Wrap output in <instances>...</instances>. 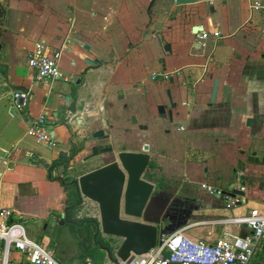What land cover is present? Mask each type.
<instances>
[{
	"label": "crops",
	"instance_id": "obj_1",
	"mask_svg": "<svg viewBox=\"0 0 264 264\" xmlns=\"http://www.w3.org/2000/svg\"><path fill=\"white\" fill-rule=\"evenodd\" d=\"M210 3L212 13L204 0L182 5L175 0H0V208L12 209V220L58 263L91 262L80 255L99 249L92 230L97 206L84 200L72 210L73 172L50 169L59 151L68 150L70 137L64 127H54L55 114L61 121L67 110L62 95L68 84L76 89L73 84L83 74L76 105L86 104L76 119H89L93 128L121 144L135 137L149 146L163 165L164 178L177 181L163 185L166 192L190 206L183 227L188 238L212 243L245 236L246 227L224 219L250 209L264 212V12L256 8L264 0ZM198 26L200 35H209L203 48L194 33ZM217 31L222 35L218 44L212 37ZM64 41L62 79L33 83L28 57L36 43L59 48ZM159 42L170 47L164 61L166 73L174 77L172 124L158 119L160 87L150 80L164 54ZM214 80L217 108L211 110L207 103ZM193 82V90L181 86ZM23 90L31 92L29 105L15 111L11 94ZM44 111L52 116V148L26 134ZM253 152L257 163L247 161ZM203 183L232 189L240 204L225 209L223 201L201 190ZM64 213L60 225L54 216ZM96 241L104 247L101 241L110 239L99 234ZM0 264L30 263L16 250L6 253L0 241ZM250 264H264V247Z\"/></svg>",
	"mask_w": 264,
	"mask_h": 264
},
{
	"label": "water",
	"instance_id": "obj_2",
	"mask_svg": "<svg viewBox=\"0 0 264 264\" xmlns=\"http://www.w3.org/2000/svg\"><path fill=\"white\" fill-rule=\"evenodd\" d=\"M196 1L198 0H175L178 5ZM204 1L208 3L207 7L212 12L213 5L210 2L217 0ZM200 30L202 27H195V35H200ZM159 43L164 46L162 50L164 53H170L168 44ZM88 62L90 66L93 63L100 64L98 61ZM84 80V74L79 75L73 84L76 89L72 90V84H68L67 92L62 95L67 110L61 121L58 119V116L61 115L55 114L58 123L54 127H64L68 131L70 136L66 142L68 150L59 151L56 159L52 160L50 169L56 167L64 172L72 171L74 179L70 180L69 185L75 189L78 206L82 205L84 200L97 206L98 218L92 222L93 241L106 253L107 258L103 260V263L108 261L112 264H120V262L130 264L136 257L152 251L160 243L161 236L185 227L188 221V213L182 209L183 204L176 205L175 199H171V195L166 192L165 187L158 183L156 164L152 163L155 158L148 153L149 147L147 145L143 147L142 153L121 151L117 153L116 161L113 163L86 173L76 171L78 166L94 161L110 150L94 143L104 135V131L98 129L92 133H87L89 126L87 125L88 128L85 125L82 126L83 121L80 117L76 119V115L84 114L85 110V101H81L79 106L76 105L81 96L80 87L84 84ZM217 87L218 80H214L210 104L216 100ZM72 96L74 97L70 101ZM164 109L163 106L157 108L158 119L160 121L167 120L168 123L172 124V112L167 111V115H165ZM131 121L135 122L134 118ZM250 123L249 120L248 124ZM105 125L108 126V123L105 122ZM77 139L82 141L80 149L76 143ZM84 153L87 154V157L79 162L78 156ZM36 161L45 168L49 167L48 164H44L38 158ZM247 161L249 163L258 162L254 152L250 154ZM65 167L67 168L64 169ZM146 173L147 176L144 177ZM173 211V214L176 215L171 216L170 212ZM184 212H186L185 215ZM54 217L62 225L65 213ZM174 218H178V220L175 221ZM99 234L116 241L109 247H102L96 241Z\"/></svg>",
	"mask_w": 264,
	"mask_h": 264
},
{
	"label": "built area",
	"instance_id": "obj_3",
	"mask_svg": "<svg viewBox=\"0 0 264 264\" xmlns=\"http://www.w3.org/2000/svg\"><path fill=\"white\" fill-rule=\"evenodd\" d=\"M264 12V6L256 7ZM214 42L222 40L220 32L212 34ZM209 35H199L198 41L205 47ZM65 41L59 48L36 43L28 57V67L32 72L33 83L52 84L62 79L59 62ZM177 74V73H175ZM154 78V76L152 77ZM15 103V111L27 108L31 99L29 90L15 91L11 94ZM52 116L47 111L37 116L27 128V136L49 148L55 146L53 128L50 126ZM201 190L211 198L223 201L225 209L233 208L240 204L241 198L235 195L232 189L222 190L214 185L203 183ZM236 190L244 192V187ZM13 210L0 208V241L6 253L10 249L16 250L28 259L30 264H60L53 253L31 240L24 227L12 220ZM221 222L222 221H218ZM224 222L233 223L248 229L245 236H223L212 243L204 240L193 241L185 235V228L160 237V243L148 254L136 257L130 264H250L252 257L260 247H264V212L257 209L243 216L224 219ZM84 264H92L87 261ZM120 264H125L120 262Z\"/></svg>",
	"mask_w": 264,
	"mask_h": 264
},
{
	"label": "flooded vegetation",
	"instance_id": "obj_4",
	"mask_svg": "<svg viewBox=\"0 0 264 264\" xmlns=\"http://www.w3.org/2000/svg\"><path fill=\"white\" fill-rule=\"evenodd\" d=\"M197 45H199L200 47H202V45L198 42ZM164 47V46H163ZM199 47V48H200ZM203 48V47H202ZM163 57L158 59L157 60V65L160 66V70L157 71L156 73H154L150 80L156 84L159 88V95H160V103H158L156 105V115L158 116L159 113L157 111V108L159 106H163V108L165 107V109L163 110V113L165 115H167V111H171L172 112V116L174 118V113L173 111L175 110L176 108V104L174 103L173 101V95H172V87L174 86V77L169 74V73H166V71H164V68H166V66L164 67V64H165V56L167 55V53H164L162 54ZM166 65V64H165ZM163 70V71H162ZM208 72L205 71V74L207 75ZM181 73L180 71H178L177 75L179 76ZM209 74V73H208ZM154 76V78H152ZM214 83V81H213ZM213 83H212V88H213ZM183 87L184 90H187L189 88H193L194 86V82L193 83H190L189 85H186L185 83H183V85H181ZM212 88H211V92H212ZM218 88V87H217ZM193 90V89H192ZM211 92H210V97H209V101L207 103V106H208V109H211V110H214L216 109V100L213 104H210V98H211ZM81 105V104H80ZM132 118L134 117H130V120H132ZM89 120V119H88ZM87 118H83L82 119V126H89V128L91 127V129L88 128H85L87 129V133H92L93 131H96L95 128H92V122L89 120L88 121ZM134 120L136 121V119L134 118ZM167 121V120H165ZM132 122V121H131ZM168 122V121H167ZM107 128H110L109 126ZM140 129V128H139ZM89 130V131H88ZM101 130V129H100ZM103 131V130H102ZM168 132V131H165V133ZM82 133V132H81ZM85 133H86V130H85ZM76 143H77V146L78 148L80 149L82 147V141H79V139L76 140ZM95 145H101L103 146L104 148H109L110 150L107 151L104 155H102L101 157L97 158L96 160L94 161H89L87 163H85L84 165H80V167L83 169L82 171L84 172H89L91 170H94V169H97V168H100L106 164H110V163H113L116 161V156H117V153L118 152H130V153H142L143 152V147L146 146L145 144L139 142L135 137H132L131 141L127 144H121L119 142H116L114 140H111L109 134H106L104 132V135L97 141L94 142ZM148 146V145H147ZM149 147V146H148ZM148 153H150L149 149H148ZM150 156L152 157V154L150 153ZM87 157V154H82L81 156L78 157V161L79 162H82V160L84 158ZM155 160H152L153 162L152 163H155L156 164V169H157V178H158V183L160 185H175L177 183V181H171V180H167L166 178H164L163 176V165L161 164V162L159 161V158L157 157H154ZM67 167H65L64 169H66ZM80 171V172H82ZM147 176V173L145 174L144 177ZM175 204L176 205H180L181 202L179 200H175ZM189 204H183V208L182 209H189ZM186 211V210H185ZM173 212H170L171 216L173 215H176V214H173ZM186 212H184L183 214H185ZM175 221L178 220V218H174Z\"/></svg>",
	"mask_w": 264,
	"mask_h": 264
},
{
	"label": "trees",
	"instance_id": "obj_5",
	"mask_svg": "<svg viewBox=\"0 0 264 264\" xmlns=\"http://www.w3.org/2000/svg\"><path fill=\"white\" fill-rule=\"evenodd\" d=\"M72 187V193H73V199L70 200V202L68 203V206L74 207L72 208V210H74L78 204V198L75 192V189L73 186ZM17 222V221H16ZM103 244V243H102ZM104 247H109V244L104 243L103 244ZM105 253L103 251H99V249L96 248L95 251H87V252H83L80 257L81 259L85 262L87 259H89L93 264H102L103 260L105 259Z\"/></svg>",
	"mask_w": 264,
	"mask_h": 264
},
{
	"label": "rangeland",
	"instance_id": "obj_6",
	"mask_svg": "<svg viewBox=\"0 0 264 264\" xmlns=\"http://www.w3.org/2000/svg\"><path fill=\"white\" fill-rule=\"evenodd\" d=\"M212 9L214 10V8H212ZM208 11H209V9H208ZM212 12H213V11H212ZM212 12L209 11V13H212ZM82 170H83V169H82L80 166H78L77 169H76V171H82ZM65 176H66V175H65ZM70 180H71V179H70ZM62 184H64V182H62ZM185 234H186V233H185ZM186 236H187V235H186ZM98 240H102V239L100 238V236L98 237ZM98 240H97V241H98ZM115 241H116V240H110L109 242H103V241H101V242H102L103 244H104V243H106V244L108 243V244L110 245V244H113ZM98 248L100 249L101 247L99 246ZM250 263H251V262H250ZM102 264H112V263H111V262H107V263H102Z\"/></svg>",
	"mask_w": 264,
	"mask_h": 264
}]
</instances>
